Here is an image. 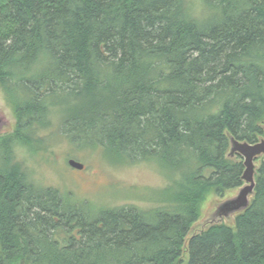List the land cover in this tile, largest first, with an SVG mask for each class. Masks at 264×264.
<instances>
[{
	"label": "trees",
	"instance_id": "trees-1",
	"mask_svg": "<svg viewBox=\"0 0 264 264\" xmlns=\"http://www.w3.org/2000/svg\"><path fill=\"white\" fill-rule=\"evenodd\" d=\"M0 88V264H264V156L250 205L191 234L244 185L231 138L264 135V0H0ZM55 111L73 150L156 163L150 205L32 181L17 150H48Z\"/></svg>",
	"mask_w": 264,
	"mask_h": 264
},
{
	"label": "rangeland",
	"instance_id": "rangeland-1",
	"mask_svg": "<svg viewBox=\"0 0 264 264\" xmlns=\"http://www.w3.org/2000/svg\"><path fill=\"white\" fill-rule=\"evenodd\" d=\"M192 2L199 5L201 0H192ZM0 113L8 122L7 126L0 130V134H3L13 129L16 119L1 88ZM49 119L51 125L40 131V134L49 137L48 150H42L36 154L24 149L17 150L18 160L22 162L29 178L36 184L56 187L61 192L72 196L74 200L92 202L101 207L128 203L149 206L151 202L149 190L166 184L167 179L154 162L119 165L103 159L100 152L90 149L89 151L88 149L73 150L58 129L61 121L58 111L52 112ZM69 159L83 163L84 169L71 167L68 163ZM239 189L228 191L224 197L210 194L202 205L201 216L197 222H203L217 205L236 196ZM235 215L225 218L223 222L232 224Z\"/></svg>",
	"mask_w": 264,
	"mask_h": 264
},
{
	"label": "water",
	"instance_id": "water-1",
	"mask_svg": "<svg viewBox=\"0 0 264 264\" xmlns=\"http://www.w3.org/2000/svg\"><path fill=\"white\" fill-rule=\"evenodd\" d=\"M7 123L5 116L0 113V130L6 127ZM236 154L243 158L244 171L242 180L244 185L240 187L236 196L217 205L203 222H197L191 234L201 232L210 225L222 223L225 218L228 219L232 214L244 211L250 205L256 186L255 175L258 168L256 160L264 156V135L255 143L239 141L232 137L229 156L234 157ZM68 163L71 167L80 170L85 167L83 163L75 159H69Z\"/></svg>",
	"mask_w": 264,
	"mask_h": 264
},
{
	"label": "bare ground",
	"instance_id": "bare-ground-1",
	"mask_svg": "<svg viewBox=\"0 0 264 264\" xmlns=\"http://www.w3.org/2000/svg\"><path fill=\"white\" fill-rule=\"evenodd\" d=\"M70 197H72V196H70ZM238 250V249H237Z\"/></svg>",
	"mask_w": 264,
	"mask_h": 264
}]
</instances>
